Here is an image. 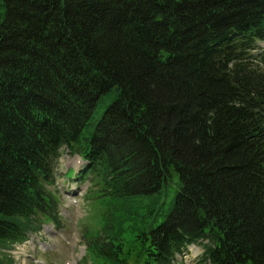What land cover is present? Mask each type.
<instances>
[{
    "label": "trees",
    "instance_id": "obj_1",
    "mask_svg": "<svg viewBox=\"0 0 264 264\" xmlns=\"http://www.w3.org/2000/svg\"><path fill=\"white\" fill-rule=\"evenodd\" d=\"M260 43L264 0H0V249L63 229L67 151L83 264H264Z\"/></svg>",
    "mask_w": 264,
    "mask_h": 264
},
{
    "label": "rangeland",
    "instance_id": "obj_2",
    "mask_svg": "<svg viewBox=\"0 0 264 264\" xmlns=\"http://www.w3.org/2000/svg\"><path fill=\"white\" fill-rule=\"evenodd\" d=\"M83 165L78 156H73L66 151L57 167V187L61 191L59 216L63 223V229L57 230L52 224L41 225V235L32 234L33 236L28 242L17 246L14 250L0 249V259L2 260L0 264H40L41 262L42 264H82L81 261L85 253L82 230L87 224V219L89 221L91 217L88 212V203L82 196L85 195L89 183L87 179L83 182H79V179H68L65 177V173L70 168L79 171ZM74 188L78 194L70 199V195L66 194V191L71 194ZM173 193V189H170L168 207H171ZM39 247L42 251L39 250ZM198 258L193 257L192 254H186L184 262L197 264Z\"/></svg>",
    "mask_w": 264,
    "mask_h": 264
},
{
    "label": "bare ground",
    "instance_id": "obj_3",
    "mask_svg": "<svg viewBox=\"0 0 264 264\" xmlns=\"http://www.w3.org/2000/svg\"><path fill=\"white\" fill-rule=\"evenodd\" d=\"M195 254L197 253V251L194 252Z\"/></svg>",
    "mask_w": 264,
    "mask_h": 264
}]
</instances>
